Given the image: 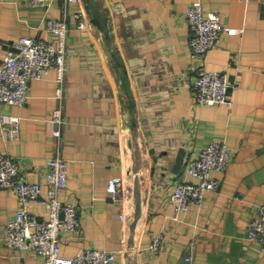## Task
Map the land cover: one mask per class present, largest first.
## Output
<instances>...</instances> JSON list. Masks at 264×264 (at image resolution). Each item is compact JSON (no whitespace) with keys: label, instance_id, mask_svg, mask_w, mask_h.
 <instances>
[{"label":"crops","instance_id":"1","mask_svg":"<svg viewBox=\"0 0 264 264\" xmlns=\"http://www.w3.org/2000/svg\"><path fill=\"white\" fill-rule=\"evenodd\" d=\"M192 1L51 0L44 7L0 0V62L21 35L55 40L46 18L67 21L61 101L50 69L29 82L24 104L0 103V112L20 118L18 138L0 130V153L43 191L47 159L57 150L52 110L61 105L59 149L68 166L59 198L80 219L77 230L61 235L63 255L96 247L115 252L111 264H264L246 230L264 203V0H199L240 29L223 33L204 58L188 44ZM205 69L226 74L230 103L195 101L193 79ZM213 140L229 148L227 169L210 171L221 186L176 215L175 184L198 181L186 161ZM113 177H120L115 193L107 190ZM17 207L16 192L0 187V264H44L4 240ZM29 209L48 216L45 204Z\"/></svg>","mask_w":264,"mask_h":264},{"label":"built area","instance_id":"2","mask_svg":"<svg viewBox=\"0 0 264 264\" xmlns=\"http://www.w3.org/2000/svg\"><path fill=\"white\" fill-rule=\"evenodd\" d=\"M51 0H31L33 5L48 6ZM78 2L79 0H65ZM189 28L188 44L192 56L204 58L223 33L236 34L240 29L226 26L215 12H205L199 0L186 6ZM76 18L81 12L74 13ZM79 22L78 26H82ZM45 29L56 36L55 40L21 35L7 47L0 62V103L22 105L28 97V85L50 69L56 71L58 85L54 96L61 101L65 58V40L68 32L66 19L48 17ZM230 84L226 74L215 70H201L193 79L195 101L198 104L230 103ZM51 119L56 123L53 135L57 138V150L47 159L46 190L40 182L26 178L19 162L8 154L0 153V187L11 188L18 197V207L5 224L4 240L10 247L31 250L41 257L44 264H111L115 252L96 247H85L72 256L61 253V235L74 232L80 226L76 206L64 203L59 192L67 185V159L59 149L62 109L52 110ZM20 118L0 112V130L7 139L19 137ZM229 148L225 142L213 140L186 161V170L198 181H178L171 193L175 214L186 211L191 203L200 204L206 191H218L221 179L210 174L211 170L224 172L229 163ZM120 177L107 182V190L117 192ZM36 202L48 207V216L39 219L30 211L29 204ZM247 237L259 241L264 252V203L259 204L256 215L247 223ZM161 234L156 235L150 250L157 252ZM189 259V257H187Z\"/></svg>","mask_w":264,"mask_h":264}]
</instances>
